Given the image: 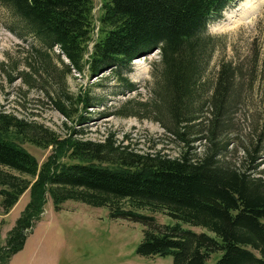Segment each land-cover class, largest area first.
I'll use <instances>...</instances> for the list:
<instances>
[{"label": "trees", "instance_id": "obj_1", "mask_svg": "<svg viewBox=\"0 0 264 264\" xmlns=\"http://www.w3.org/2000/svg\"><path fill=\"white\" fill-rule=\"evenodd\" d=\"M234 1L239 0H103L93 41L91 0H0L13 21L10 31L40 45L20 77L30 88L39 83L44 100L70 130L61 137L33 120L0 112L3 215L29 191L28 203L0 246V264L23 250L47 198L56 211L74 201L106 208L112 219L141 224L136 253L145 258L170 256L171 264H206L221 252L216 264H264L260 137L236 164L224 158L228 109L237 97L232 91L235 66L220 63L209 97L204 102L198 98L214 46L207 24ZM155 51L160 68L149 110L164 125L167 138L180 145L177 156L137 152L112 135L99 142L78 137L95 101L88 93L71 94L67 77L76 72L98 80L109 72L133 91L127 76L132 62ZM123 111L120 115L126 116ZM68 122L74 127H67ZM17 140L52 152L39 165ZM194 143H204L201 153H191ZM154 214L179 223L160 224ZM181 223L207 229L214 237Z\"/></svg>", "mask_w": 264, "mask_h": 264}, {"label": "rangeland", "instance_id": "obj_2", "mask_svg": "<svg viewBox=\"0 0 264 264\" xmlns=\"http://www.w3.org/2000/svg\"><path fill=\"white\" fill-rule=\"evenodd\" d=\"M96 29L92 40L97 38V20L103 0H91ZM263 1V2H262ZM248 6L256 11L242 19ZM13 26L11 15L0 3V112L18 118L33 120L63 137L67 130L64 117L44 100V91L39 83L30 88L20 77L27 70V62L33 50L40 48L37 41L24 34L23 38L10 31ZM18 31V29H16ZM207 34L214 39L213 54L203 72L205 86L199 91L202 102L209 97L220 63L230 62L235 66L233 92L237 97L228 109L226 122L227 150L224 158L236 164L244 155L243 151L253 150L255 141L261 139L263 161L258 170L264 178V129L261 128L264 103V0H239L229 4L219 15L211 17ZM92 41V42H93ZM88 45L89 52L93 43ZM58 53V49H55ZM90 54V53H89ZM158 51L136 59L127 74L134 86L127 90L114 74H103L102 79H88L87 74L73 72L67 77V89L71 94L88 93L95 101L89 109L90 120L78 136L95 142L112 135L119 144L128 145L137 152L162 151L176 157L180 145L167 138V130L150 113L158 70ZM57 69L60 65L53 58ZM204 113L208 105H204ZM121 110L127 112L120 115ZM67 127L73 128L72 123ZM78 127H75L77 129ZM41 165L51 154L52 148L40 149L29 143L16 141ZM203 144H193L191 153H201ZM259 145V146H260ZM0 196V246L5 244L7 233L29 201L26 191L17 204L3 215ZM146 213L147 212H142ZM156 221L163 225H174L175 220L164 214H154ZM182 224V223H181ZM182 226L195 233L214 234L201 227ZM143 226L124 219H112L106 208H95L74 201H67L56 211L47 198L43 212L28 235L22 251L14 255L8 264H171L172 258H145L136 253L142 240ZM221 252L211 255L206 264H216Z\"/></svg>", "mask_w": 264, "mask_h": 264}, {"label": "bare ground", "instance_id": "obj_3", "mask_svg": "<svg viewBox=\"0 0 264 264\" xmlns=\"http://www.w3.org/2000/svg\"><path fill=\"white\" fill-rule=\"evenodd\" d=\"M263 2V1H262ZM256 11L255 6H248L247 9L245 10L244 15L242 16V19H245L244 17H249L252 13ZM138 61L135 60V63Z\"/></svg>", "mask_w": 264, "mask_h": 264}]
</instances>
